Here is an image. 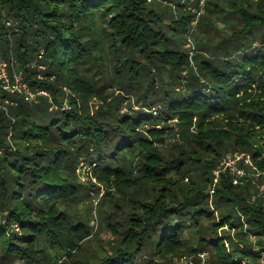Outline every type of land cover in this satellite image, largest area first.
Wrapping results in <instances>:
<instances>
[{
	"label": "trees",
	"instance_id": "1",
	"mask_svg": "<svg viewBox=\"0 0 264 264\" xmlns=\"http://www.w3.org/2000/svg\"><path fill=\"white\" fill-rule=\"evenodd\" d=\"M226 1L204 9L230 19L231 34L204 36L191 59L189 13L146 0H0V58L50 95L0 92V264H200L202 252L208 264H264V0ZM231 151L262 175L234 185L225 173L211 197ZM92 214L109 250L86 248L102 241Z\"/></svg>",
	"mask_w": 264,
	"mask_h": 264
},
{
	"label": "built area",
	"instance_id": "2",
	"mask_svg": "<svg viewBox=\"0 0 264 264\" xmlns=\"http://www.w3.org/2000/svg\"><path fill=\"white\" fill-rule=\"evenodd\" d=\"M186 0H182L181 3H184ZM146 2L149 3H161L165 5H169L171 7H175V4L171 3L169 0H146ZM204 0H200L197 7L192 8L189 6L187 9L189 11L195 12L197 11V16L195 17L196 21H194L195 25L198 22V16L202 15L204 9ZM195 52L194 46L192 47V50L190 51V57H192V53ZM42 52L39 56V58L42 57ZM38 65V60L35 59L32 63L33 67H36ZM39 69H44V66H39ZM41 78V76H40ZM0 92L8 95H21L22 98L28 102V103H36L37 98L43 96L50 99V95L48 92L43 90H31V88L28 86L27 83L24 82L22 78V74L20 71H17V68L13 67V74L11 75L7 63L0 58ZM51 102V100H50ZM7 104L10 105H16L17 102L14 100L7 99ZM54 108V106H52ZM251 172L253 176H255V179L261 177L262 172H260L256 166V164L253 161L252 155L242 152V151H231L226 153L216 166L212 170V177L213 182L212 186L209 190L210 194H214V189L217 184H219L222 180V175L225 173H228L231 176L232 183L234 185L242 184V179L247 176L248 172ZM255 181V180H254ZM259 191L255 196H260L263 193L264 186L259 187ZM255 196L252 197V200L255 199ZM196 260L199 261L200 264H204L205 261L208 259V253L202 252L195 255ZM175 264H196L193 255L191 256H180L174 259Z\"/></svg>",
	"mask_w": 264,
	"mask_h": 264
},
{
	"label": "rangeland",
	"instance_id": "3",
	"mask_svg": "<svg viewBox=\"0 0 264 264\" xmlns=\"http://www.w3.org/2000/svg\"><path fill=\"white\" fill-rule=\"evenodd\" d=\"M171 3L175 4L176 3L174 1H171L169 0ZM205 1V4L208 2V1H214V2H217L219 4H222L223 7H225L227 10H230L229 8V3L226 1V0H204ZM186 2H190V0H186ZM149 5H151L152 8H156L158 10H161L162 13H173V12H176L177 16H180L182 14H192L194 16V18H191V24H190V30L188 32V43L189 45H191V50H192V47L195 45H197V43L199 42V40L201 38H203L205 36V38H207L208 40L211 39V37H213V41H210V44H215L216 41H219L220 37H223V36H226L228 34H231V31L228 29V25H229V21H231L230 19L228 20H225L221 17V15L219 13H216V12H211L210 11V5L208 4V6L206 5L205 7V11H203L202 15L201 16H198L199 20L198 22L194 24V21H196L195 17L197 16V11L198 9H196L195 12L193 11H189L187 8L189 6H191L192 8H194L193 4L191 5V2H190V5H185V3L183 4V8H181V10H178V9H172L169 5H165V4H161V3H157V2H154V3H149ZM169 16H167L163 21L165 24H169L170 22V19L168 18ZM205 43H207V40L205 39L204 41ZM196 47L199 48V45H197ZM190 50V51H191ZM211 52H213L211 50ZM196 54V52L192 53L193 57L194 55ZM211 53L209 52L208 53V57H210ZM192 59V57H191ZM193 67H195L194 65H192ZM129 96L127 98H125V101L123 103V108H124V111H128L129 110ZM129 102V103H128ZM96 106L97 104L92 102L90 104V109L91 110H95L96 109ZM56 108V107H55ZM138 107L136 105H134L133 107V110H137ZM172 122V121H171ZM173 138V136H168L166 139L167 141L168 140H171ZM181 136H179V142L181 140ZM88 168H86V166H83L82 168H80L78 171L80 177L83 179V181L87 180V174L85 173V171H87ZM261 180V179H260ZM264 180V179H263ZM262 180V181H263ZM92 195V198H91V201L93 202V206L95 209H98L99 208V203H100V199H99V196L95 193V192H92L91 193ZM214 195V194H212ZM211 195V197H212ZM106 206V205H105ZM94 210V209H93ZM95 214V210H94V213ZM92 214V219L93 222L90 224V227L92 229V231L94 232L95 235L97 236H100L102 241H94L92 243H90L89 247H86L88 248L89 251L91 250H94V249H98L99 247L101 246H106V248L109 250V241L111 240V238L109 237V235H107V231L105 229V227L103 225H101L100 223V219L99 217L97 216L94 217V215ZM231 235L234 236V231L231 232ZM252 238V237H251ZM105 241L108 242L105 243ZM209 260H210V256H209V259H207L205 261L204 264H208L209 263ZM14 264H22V263H14Z\"/></svg>",
	"mask_w": 264,
	"mask_h": 264
}]
</instances>
